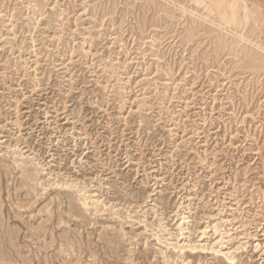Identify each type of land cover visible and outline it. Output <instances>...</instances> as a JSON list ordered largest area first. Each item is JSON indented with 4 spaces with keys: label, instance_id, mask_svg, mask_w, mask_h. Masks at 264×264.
<instances>
[{
    "label": "rangeland",
    "instance_id": "374dc122",
    "mask_svg": "<svg viewBox=\"0 0 264 264\" xmlns=\"http://www.w3.org/2000/svg\"><path fill=\"white\" fill-rule=\"evenodd\" d=\"M206 3L0 0V264H264V20Z\"/></svg>",
    "mask_w": 264,
    "mask_h": 264
},
{
    "label": "bare ground",
    "instance_id": "6f19581e",
    "mask_svg": "<svg viewBox=\"0 0 264 264\" xmlns=\"http://www.w3.org/2000/svg\"><path fill=\"white\" fill-rule=\"evenodd\" d=\"M193 4L196 6L202 7L203 9H208L209 6L206 3V0H190ZM214 8L215 10L220 14L221 22L226 26H235L237 28H240L241 32H238L237 34L241 38V40L249 43V44H255L251 40L244 37V33L242 34V30L245 29V27L249 24L250 20H254L257 23H259L258 17L259 15H262V21L264 20V10L260 6V3H256V10H258V13H255L252 11L251 8L248 6L247 0H214ZM261 9V10H260ZM210 11H213L211 8H209ZM191 15H194L195 12H190ZM264 25V21L262 22ZM261 24V25H262ZM260 25V26H261ZM227 30V29H226ZM229 30V29H228ZM244 31V30H243ZM261 33V32H260ZM262 51H264V48L259 47ZM87 198H83V203L86 205ZM179 249H183L182 247H179ZM188 249L193 250L194 247L188 246ZM226 259L231 262L232 257L231 254L226 255Z\"/></svg>",
    "mask_w": 264,
    "mask_h": 264
}]
</instances>
